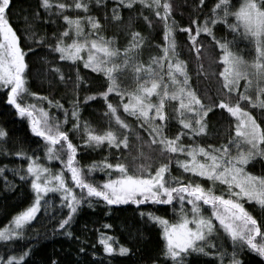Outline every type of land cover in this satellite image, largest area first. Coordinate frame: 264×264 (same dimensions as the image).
<instances>
[{
	"label": "snow or ice",
	"instance_id": "snow-or-ice-1",
	"mask_svg": "<svg viewBox=\"0 0 264 264\" xmlns=\"http://www.w3.org/2000/svg\"><path fill=\"white\" fill-rule=\"evenodd\" d=\"M135 0H120L116 7L132 8ZM100 3V0H97ZM142 5L155 10V15L164 21L165 45L162 47V54L153 57L152 62L159 68H163L167 62V72H157L148 66L147 72L151 78L143 83L137 82L134 90L121 89L117 84V79L113 73L121 68V65L113 63L107 66L109 58L116 56L120 49L111 46L110 40H105L102 36L91 38L94 34L90 32L84 39L73 38L69 33V28L74 29L75 36L80 37L82 33V17L71 18L64 14V10L74 7L87 12L88 5L75 0L74 4L58 3L55 6L62 19L69 25L59 35L54 34V42L46 36L37 37L32 32V23L25 17V24L33 43L46 45L50 52L58 54L53 57V62L49 67L50 74L59 81L65 80V74L58 66V61H82L85 69H90L94 73H102L106 78V90H98L92 94L84 96V102L102 98L106 106L105 115L110 120H114L119 126L116 130H108L104 134H94L89 130L85 122L82 137L84 145H101L105 142L110 148L124 149L129 146V135L132 124L123 119L118 113V107L122 106L123 112L135 118V123L139 124L149 132L152 143L157 145V151L164 158L158 166L151 168L149 164H141L139 174L129 173L125 163L104 162L106 169H115L118 173L113 179L109 177L102 185L95 183L89 177V173L97 167L93 164L88 167L85 173L77 166L76 153L77 145H74L69 132L75 134L80 131V101L73 100L72 103V124L70 130L61 127V121L53 119L50 114L40 109L39 118H34L35 105H24L21 102L22 94L36 96V93H28L26 86V53L20 45V37L12 24V0H0V88L5 90L6 103L11 105L17 115L27 116L31 131L34 135L42 138L45 142V156L48 160H60L61 164L70 174L71 184L65 182L63 169L53 172L50 168L36 162L33 156L27 155L23 150H16L14 155L24 157L28 163L23 173H18L22 181L30 178V187L34 194L33 202L25 210H22L12 218V227L0 229V242L14 243L17 238H22L24 228L32 221L36 213L41 208V199L49 193L59 194L61 207H67V214L59 220L56 228L64 230L63 234L71 236L68 231L75 214L82 202L87 200L91 206L92 198H99L107 206L132 204L142 205L151 202L152 204L172 205L175 209L179 204V220L170 223L163 217L156 216L152 212H140L141 217L147 215V220L162 225L163 246L158 255L152 259L151 264H189V257L193 254L214 257L219 259V264H223V258L227 254L214 241L215 238H224L232 243V253L228 264H243L238 256V251L245 249L254 253L264 262V225L245 208V201L255 202L264 211V176H256L245 171V166L255 156L264 157V127L257 123L256 119L245 110L242 101L252 104L253 99L246 92L239 91V82L244 79V88L247 89L251 81L249 71L241 70V65L245 63L241 58L233 55L229 51V42L225 37H218L214 30L218 22L224 23L227 28L234 33L242 26L245 37H251L255 45V57L251 61V75L258 81L264 82V0H244L239 9L230 12L228 0H218L212 9V15L203 23L192 20L191 23L197 25L193 30L191 27H182L180 30L186 34L189 50L198 55L204 47L200 37L201 33L211 38V42L218 47L222 55L220 61L224 65L220 71L219 78L223 97L219 102L213 101L209 104L201 102V98L188 85V74L185 70V61L177 57V43L173 36V27L168 23L171 5L164 0H140ZM203 4V0H199ZM53 8L51 0H37L36 10L32 13L33 18L40 15V9L50 12ZM161 9L163 15H161ZM219 10V11H218ZM229 15L235 16L236 23H227ZM118 14L113 10V19H117ZM147 19V17H145ZM91 29H98L100 22L88 18ZM67 38V39H66ZM71 40V42H67ZM143 43L140 33L133 32L129 47L123 49V65L130 64L129 52L138 48ZM90 45V47H89ZM87 49L86 58L81 55ZM32 51L31 48L28 49ZM103 53V57L97 55ZM135 55V53H133ZM175 58V59H173ZM141 67H135L134 72L139 74ZM167 75L168 80L173 85H184L177 87L169 93L168 84L163 76ZM182 76L183 81L177 79ZM75 81L77 91L79 84L83 82L77 69ZM104 89V85L100 86ZM160 89H163L162 93ZM87 91V90H85ZM115 92L119 96L118 105H114L109 100V94ZM158 97V102L154 103L150 97ZM264 88H258L256 100L261 108H264ZM127 97V102L125 101ZM170 97L173 101H178L175 107L177 116L174 117L179 129L169 135L168 117L165 112V99ZM47 99V97H42ZM55 103L57 108H63L58 101L49 100V104ZM226 112L230 117L235 118L236 139L229 138L228 142L213 145L206 142L196 143L197 138H202L209 134L208 121L209 113H214V109ZM65 111V121L67 123V109ZM186 113H191L187 116ZM7 136V133L0 129V138ZM187 138L185 141L184 138ZM243 141L249 147L247 151L240 149V142ZM59 145L58 148L54 146ZM233 147L236 148L235 153ZM175 154V155H174ZM180 156L184 158L181 159ZM175 158L176 163L183 173L189 174L186 177H172L169 163ZM4 169H0L3 173ZM203 178L208 182L207 187L199 182ZM186 180V182H183ZM5 184H8L5 177ZM223 186L219 194L214 191L216 185ZM74 189H80L79 193ZM98 202V201H97ZM45 205L48 200L45 199ZM190 205V208L186 207ZM204 206L210 208V214L202 211ZM190 213V215H189ZM191 225V226H190ZM105 228L111 225L105 224ZM103 252L108 256H128L132 249L119 245L114 246V238L106 234H101L99 241ZM80 253L85 252V248L79 249ZM30 253L29 249H23L18 255L5 253L0 257V264H27L25 257ZM95 255V253H93ZM49 264H58L56 259H50ZM206 264H214L208 261Z\"/></svg>",
	"mask_w": 264,
	"mask_h": 264
},
{
	"label": "trees",
	"instance_id": "trees-1",
	"mask_svg": "<svg viewBox=\"0 0 264 264\" xmlns=\"http://www.w3.org/2000/svg\"><path fill=\"white\" fill-rule=\"evenodd\" d=\"M74 2L75 0H51L52 10L45 12L44 9H40V15L33 18L32 13L36 10L37 0H12V24L20 37V45L26 53L25 59L28 65L25 70L27 90L28 93L37 94L36 96L22 94L21 102L24 105H35L34 118H39V110L43 109L53 119L58 118L61 121V127L70 130L72 124L71 101L77 99L80 101V120L78 122L80 131L75 134L69 132V134L74 145L78 146L77 166L83 172L88 173L89 166L97 165L88 174L95 183L102 185L109 177L114 179L118 175L115 169L109 170L104 167L105 161L114 164L118 158L120 162L126 164L130 174L134 172L139 174L142 163L151 165L154 170L161 162H165L164 158L156 150L157 145L152 143L149 132L136 124L135 118L124 113L122 106L118 107V113L133 125L129 130L128 148L124 149L123 145H121V149L110 148L106 142L101 145H84L82 137L85 135V122L94 134H104L108 130L119 128L114 120H110L105 115L106 106L102 98L87 102H84L83 99L86 94L106 90V78L102 73H94L90 69H85L82 61L56 60L65 74V80L59 81L49 72L53 57H58V54L50 52L46 45L33 43L25 24V17L27 16L31 21V31L35 32L37 37L46 36L49 41L54 42V34L59 35L64 29L69 28L62 16L56 12L55 6L58 3L74 4ZM80 2L88 5L87 12L74 7L64 10V14L71 18H83L81 20V36L76 37L74 29L71 28H69V33L73 38L82 40L92 32L94 35L91 38L102 36L105 40H110L112 47L120 49L119 53L109 60L107 66L111 67L113 63L121 65V68L113 73L121 89L132 91L136 88L138 81L140 83L146 80L150 81L152 77L147 72L149 65L157 72H167V65L164 64L163 68H159L152 62L153 57L162 54V47L166 43L164 21L155 15L154 9L142 5L140 0H135L132 8L116 7L120 0H100L99 4L97 0H80ZM146 2L150 3L151 1ZM161 2L163 3L164 0ZM167 2L171 5L168 23L174 25L173 36L177 43V57L185 61V70L189 78L187 87L197 93L202 103L209 104L213 101L218 103L219 99L224 98L220 88L222 78H219V73L224 68L220 61L221 50L211 42L210 37L201 33L198 39L203 41L204 47L198 55L189 50L186 34L180 30L182 27H191L194 30L197 25L192 24V20L203 24L212 15V9L218 0H203L202 5L199 4V0H167ZM243 2L244 0H228L230 12L237 11ZM114 7L118 14L117 19H113ZM161 15H163L162 9ZM89 17L100 22L98 29H91L88 22ZM227 23H236L235 16L229 15ZM213 30L218 37L226 38L229 42V51L244 61L251 62L253 60L255 45L251 37H245L242 26L238 32L234 33L224 23L218 22L213 26ZM133 32L140 33L143 43L138 48L130 50L128 54L130 64L124 66L123 49L129 47ZM67 42L70 43L71 40H67ZM29 48L32 51H29ZM81 55L86 58L85 51H82ZM138 66L141 67L139 74L134 72V68ZM77 69L83 80L79 84L78 91L75 81ZM163 79L168 85L184 86L182 83L173 85L167 76ZM177 79L183 81L182 76L178 75ZM244 83V79H241L239 91L250 95L253 103L247 104L243 101L241 103L257 123L264 127V108H261L256 100L258 91H254L252 86L245 89ZM101 85L105 86L104 89H101ZM42 97H47V99H42ZM150 99L154 103L158 102V97L155 94ZM261 99H264V96H261ZM49 100L58 101L63 105V108H57L55 103L49 104ZM109 100L114 105H118L120 98L113 92L109 94ZM124 102H127V97ZM176 106H178V101H173L170 97L165 99V112L169 118V135L175 133L180 127L174 118L177 116ZM65 109H67V123H64ZM214 113H209V134L197 138L196 143L203 141L219 145L228 142L229 138L236 139L235 119L226 112L221 114L222 110L218 108L214 109ZM0 129L7 133L6 137L0 138V169H4L3 173H0V229H4L11 224L15 215L30 206L34 196L30 187V178L22 181L18 175L26 170L28 161L24 157L14 155L16 150H23L34 159L38 158L36 162L50 168L53 172L63 169L65 182L71 184V180L70 174L67 173V169L60 160L50 161L46 158L45 142L32 133L28 117L17 115L15 109L6 103L5 90L2 88H0ZM184 139L188 142L186 137ZM58 147L59 145L54 146V148ZM233 152H235L234 149ZM180 158L184 157L180 156ZM169 169L172 177L183 178L189 175L183 173V170L178 167L175 158L169 163ZM245 171L256 176H264V157H253L245 166ZM5 177L8 181L7 185ZM199 182L203 183L205 187L209 186L203 178H199ZM222 187L217 184L214 191L219 194ZM79 191L80 189H74L76 193ZM45 199L48 200L47 205L44 203ZM92 200L91 206L87 200L82 202L67 229L71 231L72 235L67 236L63 234L64 230H58L56 225L67 214L68 209L61 207L59 194H47L41 199V208L35 218L25 226L22 238H17L14 243L0 242V257H4L5 253L18 255L21 250L30 248L29 255L25 257L27 264H49L50 259H56L58 264H151L152 259L158 255L164 243L162 225L148 221L147 215L141 217L140 212L150 211L156 216L167 219L170 223L179 220L177 211L179 204L176 202H174L176 205L174 209L172 205L152 204L151 202L139 206L132 204L107 206L99 198H92ZM244 206L258 220L259 224L264 225V211L259 205H256L254 201H245ZM186 207L190 208L191 206L186 204ZM202 211H205L206 215L210 214L208 206H204ZM105 224H109L111 227L105 228ZM101 234L113 237L114 246L125 245L131 248V253L128 256H108L103 252V247L98 242ZM214 241L226 250L227 254L223 258V264H228L232 253L231 241L215 237ZM81 247L85 248L84 253L79 252ZM237 254L243 264H264L259 256L246 249L243 252L238 251ZM208 261L219 264V259L214 257L197 254L189 257V264H206Z\"/></svg>",
	"mask_w": 264,
	"mask_h": 264
},
{
	"label": "rangeland",
	"instance_id": "rangeland-1",
	"mask_svg": "<svg viewBox=\"0 0 264 264\" xmlns=\"http://www.w3.org/2000/svg\"><path fill=\"white\" fill-rule=\"evenodd\" d=\"M146 1H148V2H150L151 0H146ZM89 47H90V45H89ZM85 51V53H86V56H87V49H85L84 50ZM231 52V51H230ZM232 53V52H231ZM233 55H235L234 53H232ZM97 55H99V56H101V57H103V53H97ZM235 56H237V55H235ZM237 57H239V56H237ZM112 57H110L109 58V60L111 59ZM240 58V57H239ZM243 60V59H242ZM244 61V60H243ZM245 63H243L242 65H241V70H248L249 71V80L251 81V84H250V86L248 87V88H251V86L254 88L253 90L254 91H258V88H264V82H262V81H258V80H256L252 75H251V68H250V64H251V62H247V61H244ZM165 65H167V63H164ZM167 75L165 74V76H163V77H166ZM241 79H243V78H241ZM151 80V79H150ZM149 83H150V81H149ZM177 88V86H172V85H168V91H169V93H171L172 91H174L175 89ZM256 89V90H255ZM160 91H161V93H162V91H163V89H160ZM186 115H192L191 113H186ZM235 119V118H234ZM235 123H236V121H235ZM235 137H236V135H235ZM248 145L247 144H245L243 141H241L240 142V149L241 150H243V151H247V149H248ZM235 151H236V148L234 147L233 148ZM235 153V152H234ZM191 226V225H190ZM10 227H12V225L10 224L9 226H7L6 228H10ZM5 229V228H4Z\"/></svg>",
	"mask_w": 264,
	"mask_h": 264
}]
</instances>
